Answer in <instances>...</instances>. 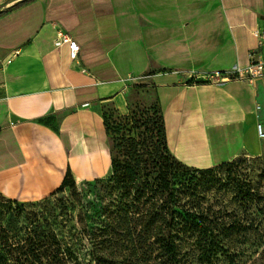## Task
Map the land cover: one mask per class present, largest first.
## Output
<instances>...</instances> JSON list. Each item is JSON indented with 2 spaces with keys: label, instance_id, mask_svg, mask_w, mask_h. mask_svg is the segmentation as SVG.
Wrapping results in <instances>:
<instances>
[{
  "label": "crops",
  "instance_id": "obj_1",
  "mask_svg": "<svg viewBox=\"0 0 264 264\" xmlns=\"http://www.w3.org/2000/svg\"><path fill=\"white\" fill-rule=\"evenodd\" d=\"M79 45L74 59L57 33ZM264 0H0V195L52 196L111 170L104 114L152 90L172 156L209 168L263 152Z\"/></svg>",
  "mask_w": 264,
  "mask_h": 264
},
{
  "label": "rangeland",
  "instance_id": "obj_2",
  "mask_svg": "<svg viewBox=\"0 0 264 264\" xmlns=\"http://www.w3.org/2000/svg\"><path fill=\"white\" fill-rule=\"evenodd\" d=\"M133 88L128 111L109 109L104 118L114 160H139L135 183H120L110 171L95 181L70 180L39 201L16 203L0 195V255L5 242L19 248L17 237L40 224L50 245L56 240L62 252L70 253L69 264H264V147L260 155L239 154L210 172L187 171L188 177L195 175L196 216L205 212L208 221H224V235L215 252H202L198 245L204 241L196 233L173 263L164 255L163 243L176 237L173 211L180 202L178 193L168 198L152 184L160 166L173 175L185 167L172 158L161 160L168 153L158 132L156 99L149 87Z\"/></svg>",
  "mask_w": 264,
  "mask_h": 264
},
{
  "label": "trees",
  "instance_id": "obj_3",
  "mask_svg": "<svg viewBox=\"0 0 264 264\" xmlns=\"http://www.w3.org/2000/svg\"><path fill=\"white\" fill-rule=\"evenodd\" d=\"M157 106L160 113V125L158 127V132L161 137L160 139L162 140L163 149L168 153L167 156H160V158L162 161L166 162L172 158L175 162H177V166L185 167V171L183 170L178 175H173L170 171H162L163 167L160 166L162 170H160L159 167L158 174L152 184V186H156V190L167 192L168 198L173 197L175 192L178 193L180 202L179 208L177 211H173V215L176 216V237L173 241H166L162 245L164 255L171 260V263H173V261L177 259V255L181 248L185 246L183 244H186V240L196 233L197 239L204 241V243L198 245L199 248H201V251L204 252L208 250V253L215 252V250L221 245L220 236L222 234L224 235L223 231L225 223L224 221L218 219L215 221H208L205 212L196 216V212H194L195 204L193 201V197L196 192V186L193 184L195 175H191L190 177L187 175H190V172L193 174L210 172L211 168L200 169L187 166L170 154L166 145L162 110L158 103ZM104 120L106 123L105 118ZM106 127L109 134L110 130L108 129L107 123ZM228 162L230 161L223 162L212 167L221 166L227 164ZM156 164L158 165L157 162ZM139 170L140 165L138 159L131 158V161H127L125 164H122L115 161L114 157L112 158L110 171H112L113 178L120 183L122 181L135 183L136 178L139 176ZM188 170L190 172L187 173ZM70 180H74V178L66 175L61 186L53 195H55L63 185L68 184ZM175 186L178 187L177 190H174ZM12 202L18 203V201ZM24 234L25 237H17L16 239L19 247L17 249H12L8 246L7 242L4 243V249L1 250L0 255V260L3 264H69V259H71L70 253H67L66 251L62 252L60 245L55 239V244L51 243V245H55L56 247L51 248L48 240L49 236L46 234L45 227L37 224L30 228H25ZM206 239H208V242H206Z\"/></svg>",
  "mask_w": 264,
  "mask_h": 264
},
{
  "label": "built area",
  "instance_id": "obj_4",
  "mask_svg": "<svg viewBox=\"0 0 264 264\" xmlns=\"http://www.w3.org/2000/svg\"><path fill=\"white\" fill-rule=\"evenodd\" d=\"M61 42H66L69 45L70 56L74 59L78 53L79 45L77 41L69 34L58 32L57 37ZM264 73V62L260 60L252 61L245 67L234 66L226 72H214L210 79L217 82L230 80L233 78L252 81L255 77L261 76ZM257 132L260 138H264V132L261 124H257Z\"/></svg>",
  "mask_w": 264,
  "mask_h": 264
}]
</instances>
